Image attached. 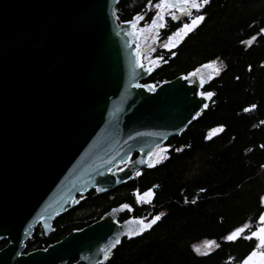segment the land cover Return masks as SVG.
<instances>
[{
    "label": "water",
    "instance_id": "1",
    "mask_svg": "<svg viewBox=\"0 0 264 264\" xmlns=\"http://www.w3.org/2000/svg\"><path fill=\"white\" fill-rule=\"evenodd\" d=\"M119 2L0 0V240H8L0 264L103 260L101 249L134 217L120 220L128 211L119 206L45 248L25 252L26 242L39 225L49 236L78 195L107 193L150 168L139 161L187 129L215 95L205 90L211 69L203 86L186 74L145 83L155 68L137 65L138 39L116 16Z\"/></svg>",
    "mask_w": 264,
    "mask_h": 264
},
{
    "label": "trees",
    "instance_id": "2",
    "mask_svg": "<svg viewBox=\"0 0 264 264\" xmlns=\"http://www.w3.org/2000/svg\"><path fill=\"white\" fill-rule=\"evenodd\" d=\"M115 14L119 21L146 14V22L154 9H149L148 0H120ZM204 14L205 21L175 56L156 54L161 64L144 82L158 85L215 59L223 68L205 88L215 94L209 107L180 135L169 138L167 159L107 193L90 190L78 205L56 216L49 236L42 227L35 230L25 252L45 248L128 203L133 211L121 220L165 215L144 235L122 239L104 264L239 261L240 255L234 256L239 245L222 238L259 213V197L264 194V35H258L264 28V0H210ZM253 36L251 45L243 43ZM251 105L256 108L243 112ZM221 126L222 131L212 132ZM154 185L150 204L134 203V190ZM205 240L219 247L198 255L192 246Z\"/></svg>",
    "mask_w": 264,
    "mask_h": 264
},
{
    "label": "snow or ice",
    "instance_id": "3",
    "mask_svg": "<svg viewBox=\"0 0 264 264\" xmlns=\"http://www.w3.org/2000/svg\"><path fill=\"white\" fill-rule=\"evenodd\" d=\"M210 4V0H148L149 9H155L154 15L150 18V23L145 24L143 28H140V32H144L145 30H150L156 35L151 37L152 40L159 39V31L162 29L168 28L170 22H176L177 26H175L174 31H170V33L166 36V40L161 44L165 50L171 51L174 47H176L181 41L184 40L190 33H193L194 30L198 28L206 19V15L204 14V9L206 6ZM144 17L137 14L132 20L127 23L131 24L133 28H136L139 21L143 20ZM130 35L132 33H129ZM258 35H264V28L259 29ZM256 39L255 36L250 38L243 43H247L251 45L253 41ZM173 56L176 55L175 52H171ZM157 59H161L158 57ZM152 63H155L153 61ZM137 65L142 66L140 64V54L137 52ZM217 61L210 60L207 61L198 67L194 68L193 71L188 72L186 75L182 76L186 82L195 83V78L199 77V84L203 86L205 83V75L202 74L203 70L211 69V72L206 74L208 80L213 78V75H218L223 67L221 64L219 67L216 66ZM251 66H249L250 70ZM151 68H148L147 71H151ZM238 79V78H237ZM136 87H141V85H136ZM143 87L148 88L149 90L154 91L155 89L151 85H143ZM200 97L209 98L213 96L212 92L199 91L196 93ZM205 108L208 107L207 104L204 105ZM256 105H251L248 108H244L243 112H248L251 109H255ZM200 113L197 112L198 116ZM264 123V122H262ZM223 127H219L217 129H212L213 133L218 131H222ZM175 151H181V149H175ZM169 152V146H160L157 145L153 150L147 153L148 159L141 160L139 163L145 164L147 167H155L157 164L161 163L163 160L167 159L166 155ZM124 164V167H128V161H121ZM124 168H117V171H123ZM111 172V169H108ZM136 175H141V172L137 171ZM154 185L151 188H147L144 191L134 190L133 196L135 197L134 203L137 205L140 204H150L155 195ZM100 191V189H97ZM203 191V189H201ZM259 203L261 207H264V195L259 197ZM120 210H126L128 212H132L133 208L128 203H123L119 205ZM115 212L116 209H113ZM165 213L160 212L156 215H153L151 218L145 217H132L126 221H124L126 231L118 233L115 239L109 243L106 247L101 249L103 253V260L97 262V264H104L111 255L112 249L121 243V236H127L128 238L140 236L145 233L147 230L151 229L154 225L157 224L158 221L164 217ZM255 230H252V229ZM247 232V235L245 233ZM239 238H243L246 240L255 239L257 241L256 246L240 261V264H264V211L259 212L256 217L255 224L244 223L243 225L234 228L229 233H227L222 240L227 242H234ZM219 244L214 240H205L201 245H193L192 250L198 255H208L214 248H218ZM202 248L204 249L202 251Z\"/></svg>",
    "mask_w": 264,
    "mask_h": 264
},
{
    "label": "flooded vegetation",
    "instance_id": "4",
    "mask_svg": "<svg viewBox=\"0 0 264 264\" xmlns=\"http://www.w3.org/2000/svg\"><path fill=\"white\" fill-rule=\"evenodd\" d=\"M154 12H155V9H154ZM141 16H143L144 19L141 20V21H139L138 24H137V26H139L142 23H143V25L150 23V20L145 22L146 14H142ZM176 25H177L176 22H170L169 25H168V28L162 29V30L159 31V39L149 41V43L152 44V46H151L152 47L151 56H154V58L157 59L159 56H156V54H158V53L167 54V53H170V52H174V51H176L180 47L179 46L177 49L171 50V51H167V50L163 49V47H161V44L166 40V36L170 33V31H174L175 30V28L172 29V27L173 26H176ZM137 26H136V28H137ZM147 31L148 30H145V32H147ZM150 32H151L152 35H156V33L152 32V31H150ZM190 34H192V33H190ZM187 37H185L184 40ZM184 40H183V42H184ZM157 60H160V59H157ZM260 208H261V210L259 212L264 211V207H261L260 206ZM129 213L131 214V212H126L124 214L127 215ZM258 214L255 217H252V220H249V221H247L245 223L255 224V220H256V217L258 216ZM128 217H130V216H128ZM252 230H255V229L253 228ZM245 235H247V232L245 233ZM5 241H6V244L4 246H2L0 249L4 248L8 244V240L7 239L0 240V243L5 242ZM232 243H235V244H238L239 245V247H238V253H235L234 256L240 255V256H237L240 259H239V261H236V263L234 262V264H240V261L256 246L257 241L255 239L246 240V239H243V238H239V239H237L236 241H234Z\"/></svg>",
    "mask_w": 264,
    "mask_h": 264
},
{
    "label": "rangeland",
    "instance_id": "5",
    "mask_svg": "<svg viewBox=\"0 0 264 264\" xmlns=\"http://www.w3.org/2000/svg\"><path fill=\"white\" fill-rule=\"evenodd\" d=\"M144 25L143 23L140 24L139 26H137V31L139 33H141V36L138 37L137 41H138V52L140 54V61L143 63V64H148L149 66L151 67H154L156 68L157 66H159L161 64V61L160 60H157L156 58H154V56H151V52H152V44L149 43V41H151V37L153 36L151 34V32L148 30L147 32H140L139 29L140 28H143ZM153 61H155V63H152ZM221 65V63H219V61H217V67H219ZM223 68V67H222ZM222 70V69H221ZM124 165H120L119 168H122ZM86 196V194H80L78 195V199L81 201L82 199H84ZM121 220V219H120ZM41 227L40 225L36 228V230ZM32 237V236H31ZM30 237V238H31ZM29 238V239H30ZM28 239V240H29ZM204 249L202 248V251ZM26 251V250H25Z\"/></svg>",
    "mask_w": 264,
    "mask_h": 264
},
{
    "label": "bare ground",
    "instance_id": "6",
    "mask_svg": "<svg viewBox=\"0 0 264 264\" xmlns=\"http://www.w3.org/2000/svg\"><path fill=\"white\" fill-rule=\"evenodd\" d=\"M132 32H133V34L138 38V37H140V35H141V33H139L138 31H137V28H132Z\"/></svg>",
    "mask_w": 264,
    "mask_h": 264
},
{
    "label": "built area",
    "instance_id": "7",
    "mask_svg": "<svg viewBox=\"0 0 264 264\" xmlns=\"http://www.w3.org/2000/svg\"><path fill=\"white\" fill-rule=\"evenodd\" d=\"M153 84V83H152ZM153 85H156V84H153Z\"/></svg>",
    "mask_w": 264,
    "mask_h": 264
}]
</instances>
